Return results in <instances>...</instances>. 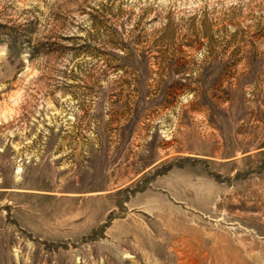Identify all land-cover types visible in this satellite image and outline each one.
I'll return each mask as SVG.
<instances>
[{"label":"rangeland","instance_id":"rangeland-1","mask_svg":"<svg viewBox=\"0 0 264 264\" xmlns=\"http://www.w3.org/2000/svg\"><path fill=\"white\" fill-rule=\"evenodd\" d=\"M0 264H264V0H0Z\"/></svg>","mask_w":264,"mask_h":264}]
</instances>
